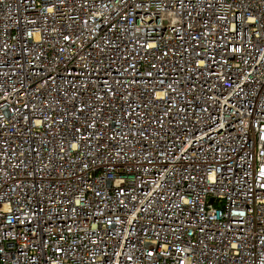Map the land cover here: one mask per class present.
<instances>
[{
  "label": "built area",
  "instance_id": "1",
  "mask_svg": "<svg viewBox=\"0 0 264 264\" xmlns=\"http://www.w3.org/2000/svg\"><path fill=\"white\" fill-rule=\"evenodd\" d=\"M0 264H264V0H0Z\"/></svg>",
  "mask_w": 264,
  "mask_h": 264
}]
</instances>
